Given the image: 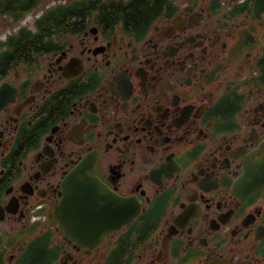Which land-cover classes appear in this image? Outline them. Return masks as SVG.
<instances>
[{
	"label": "flooded vegetation",
	"instance_id": "1",
	"mask_svg": "<svg viewBox=\"0 0 264 264\" xmlns=\"http://www.w3.org/2000/svg\"><path fill=\"white\" fill-rule=\"evenodd\" d=\"M0 264H264V0H0Z\"/></svg>",
	"mask_w": 264,
	"mask_h": 264
},
{
	"label": "trees",
	"instance_id": "2",
	"mask_svg": "<svg viewBox=\"0 0 264 264\" xmlns=\"http://www.w3.org/2000/svg\"><path fill=\"white\" fill-rule=\"evenodd\" d=\"M26 46H27V44H24V45H22V46H19L18 48H20V49H18V50L25 49Z\"/></svg>",
	"mask_w": 264,
	"mask_h": 264
}]
</instances>
